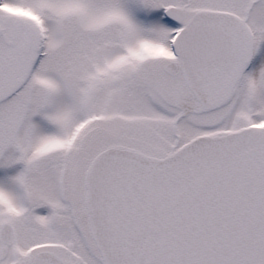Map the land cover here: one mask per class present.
Segmentation results:
<instances>
[{
    "label": "snow or ice",
    "instance_id": "1",
    "mask_svg": "<svg viewBox=\"0 0 264 264\" xmlns=\"http://www.w3.org/2000/svg\"><path fill=\"white\" fill-rule=\"evenodd\" d=\"M0 264H264V0H0Z\"/></svg>",
    "mask_w": 264,
    "mask_h": 264
}]
</instances>
